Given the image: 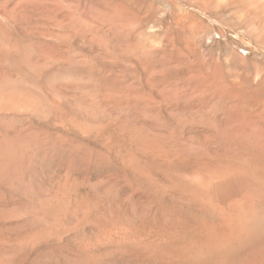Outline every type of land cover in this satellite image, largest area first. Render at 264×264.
<instances>
[{
	"label": "rangeland",
	"instance_id": "374dc122",
	"mask_svg": "<svg viewBox=\"0 0 264 264\" xmlns=\"http://www.w3.org/2000/svg\"><path fill=\"white\" fill-rule=\"evenodd\" d=\"M255 132L264 0H0V264H184Z\"/></svg>",
	"mask_w": 264,
	"mask_h": 264
},
{
	"label": "bare ground",
	"instance_id": "6f19581e",
	"mask_svg": "<svg viewBox=\"0 0 264 264\" xmlns=\"http://www.w3.org/2000/svg\"><path fill=\"white\" fill-rule=\"evenodd\" d=\"M252 137L232 166L199 183L193 218L206 228L190 225L191 217L172 228L184 264H264V133Z\"/></svg>",
	"mask_w": 264,
	"mask_h": 264
}]
</instances>
